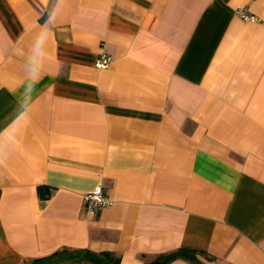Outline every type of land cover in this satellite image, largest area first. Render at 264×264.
Here are the masks:
<instances>
[{
  "label": "crops",
  "instance_id": "obj_1",
  "mask_svg": "<svg viewBox=\"0 0 264 264\" xmlns=\"http://www.w3.org/2000/svg\"><path fill=\"white\" fill-rule=\"evenodd\" d=\"M151 263L264 264V0H0V264Z\"/></svg>",
  "mask_w": 264,
  "mask_h": 264
},
{
  "label": "built area",
  "instance_id": "obj_2",
  "mask_svg": "<svg viewBox=\"0 0 264 264\" xmlns=\"http://www.w3.org/2000/svg\"><path fill=\"white\" fill-rule=\"evenodd\" d=\"M238 14L246 20H257V17L252 14H247L243 9L238 8L236 10ZM111 57L103 51L98 55L95 61V65L98 67H107L110 63ZM84 198V211L86 214H92L98 211L101 207L110 203V199L103 193L102 186L97 185L92 191H89L83 195Z\"/></svg>",
  "mask_w": 264,
  "mask_h": 264
},
{
  "label": "trees",
  "instance_id": "obj_3",
  "mask_svg": "<svg viewBox=\"0 0 264 264\" xmlns=\"http://www.w3.org/2000/svg\"><path fill=\"white\" fill-rule=\"evenodd\" d=\"M39 189H41V188H39ZM103 255H106V256L109 257L111 260H114V263H116V259H114L113 257H111L109 253H104ZM151 264H153V263H151ZM154 264H156V263H154Z\"/></svg>",
  "mask_w": 264,
  "mask_h": 264
},
{
  "label": "clouds",
  "instance_id": "obj_4",
  "mask_svg": "<svg viewBox=\"0 0 264 264\" xmlns=\"http://www.w3.org/2000/svg\"><path fill=\"white\" fill-rule=\"evenodd\" d=\"M33 70H35V69L33 68Z\"/></svg>",
  "mask_w": 264,
  "mask_h": 264
}]
</instances>
